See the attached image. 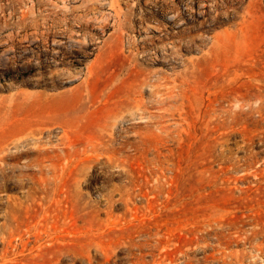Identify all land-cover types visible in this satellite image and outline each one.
Here are the masks:
<instances>
[{"label": "rangeland", "instance_id": "obj_1", "mask_svg": "<svg viewBox=\"0 0 264 264\" xmlns=\"http://www.w3.org/2000/svg\"><path fill=\"white\" fill-rule=\"evenodd\" d=\"M86 1L0 0V124L15 132L38 115L77 118L78 147L100 131L125 155L146 146L149 158L160 153L174 164L166 172L173 190L200 154L206 173L199 201L174 207L163 193L151 207L149 197H137L139 209L130 212L117 192L110 203L101 195L126 185L138 164L92 163L76 191L94 206L95 225L70 230L79 237L76 257L58 264H264V0ZM138 72L149 77L142 108L111 117ZM211 109L225 121L219 132L213 122L204 128ZM61 134L53 126L42 137L56 143ZM37 138L6 150L0 264H49L28 254L32 244L3 257L7 200H24L36 173L15 155L27 150L33 158ZM219 151L228 162L214 159ZM225 173L230 178L221 183Z\"/></svg>", "mask_w": 264, "mask_h": 264}, {"label": "bare ground", "instance_id": "obj_2", "mask_svg": "<svg viewBox=\"0 0 264 264\" xmlns=\"http://www.w3.org/2000/svg\"><path fill=\"white\" fill-rule=\"evenodd\" d=\"M88 3L89 0L85 5ZM65 6L56 5L58 8H64ZM72 7L70 8L72 9ZM65 9H67V7ZM105 22L106 20H103V23ZM151 27H153V25ZM33 32L36 31L34 30ZM160 53L162 54L163 52ZM213 55L214 58L212 60L215 63L218 61V55ZM143 75L144 76L141 77V72L131 74L133 77L130 88L125 94L124 100L119 101L120 104L118 109L111 117L117 119L118 117H123L125 112H131V114H133L135 109L142 108V100L139 96L143 85L147 83L149 78L147 74L144 73ZM219 111V109H211L210 112L207 111V115L211 113L214 114L212 117H209V120L205 123V129L211 122H213L212 128L214 131L219 132L225 127V121L223 122L224 119H221L222 117ZM77 124V118L58 119L51 115L35 116L27 122H24L15 132L11 130L8 122H2L0 124V173H2L3 162L7 158L6 150L10 146L15 145L17 142H26L29 138L38 137L35 147L31 150V153L34 155L33 158L27 157L29 154L27 150L21 151L15 155L16 159H22V157L25 156L23 162L26 163L28 167L35 168L36 173L32 177L34 188L27 192L24 200H7L5 206V221L2 224L3 241L6 245L3 253L4 258L9 256L8 253L10 252V248L22 253L30 244L32 245H30L28 254L31 255L32 253H36L37 256L41 255L43 258L46 256V261H48L49 264H58L60 259L64 256L76 257L73 250L76 251L75 243L79 237L70 230L77 226V224H79L78 222L92 229L95 225L93 221L96 219V210L94 206L89 201L85 202L84 196L79 194L76 189L85 181V170L87 167H90L92 163L98 160L107 159L112 163L115 162L123 165L124 168H126L129 163L138 164V171L134 172L132 169L128 170L126 185L115 187L101 195L110 203L113 194L117 192L121 198L125 199L130 212L139 209L136 204L139 202L136 200L137 202L135 203L137 197H149L147 201L151 207L153 206L154 199L163 193L167 194L168 198L172 197V200L174 199V207L177 205L183 206L186 203L188 204L189 199L195 202L200 200L206 173V169L203 166L204 161H202V154L199 155L197 162L193 165L182 168L185 182L180 188L176 186V189L173 190V178L166 175V172L171 170L174 164L172 162L170 164L168 159H163V155L157 153L149 158L146 155L148 152L146 146H132L134 153L132 155H125L123 154L124 148L122 145L114 147L113 135H107L103 131L90 136L82 144V147H78V143L74 138L77 133ZM53 126L61 128L62 134L58 137L56 143L45 142L42 135ZM219 140L220 133L218 136L216 135V137H214L213 149H218L220 144ZM213 157L215 160L222 163L229 161V158L221 151ZM228 168L247 170L252 169V165L248 164L246 168L241 169L229 163ZM223 177L224 179L221 178V183H225L230 178L227 173H225ZM84 184L86 183L84 182ZM39 193H42L41 197L38 195ZM64 229H66L65 234H62ZM152 237L153 234H148L149 239H152ZM31 238H33V241ZM86 248L85 246V249ZM79 251L81 252V250ZM8 258H10V256ZM135 264L144 263L137 261Z\"/></svg>", "mask_w": 264, "mask_h": 264}]
</instances>
